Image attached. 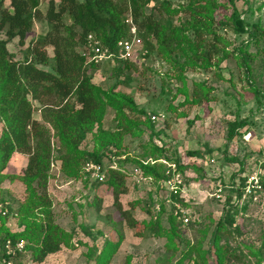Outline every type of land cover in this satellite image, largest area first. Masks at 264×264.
<instances>
[{"label":"rangeland","instance_id":"374dc122","mask_svg":"<svg viewBox=\"0 0 264 264\" xmlns=\"http://www.w3.org/2000/svg\"><path fill=\"white\" fill-rule=\"evenodd\" d=\"M171 1L181 8L190 0ZM233 4L248 27L264 28V0H233ZM45 5L42 2L40 10ZM231 11L228 3L217 6L215 30L228 40V49L241 48L249 68H244L241 58L230 55L205 71H184L188 89L198 81L213 88L212 99L201 105L182 103L183 95L178 91L182 84L173 65L156 52L139 57L135 67L119 76L107 62H98L90 69L95 83L105 89L115 83L114 91L131 95L148 115H163L155 122V130H162L159 134L142 125L141 135H124L116 155L103 159L104 169L116 165L125 172L122 208L134 204V217L138 221L156 220L155 230L134 235L113 205L111 188L96 183L83 167L76 178L63 174L52 139L53 165L46 192L55 223L70 233V245L62 244L42 262H34L27 251L19 264H93L92 257L106 240L117 243L108 264H264V99L253 91L264 92V35L255 43L248 41L247 32L222 27L219 20ZM183 14L179 12L173 21L178 22ZM43 22L35 20L23 45L17 38L7 43L15 59L23 60L29 54V46L47 28ZM46 51L51 59L52 47L47 46ZM51 64L52 60L41 67L48 69ZM100 97L104 102L101 118L81 145L87 149L94 147L100 131L115 129L116 104L103 94ZM34 116L39 119L38 112ZM230 121L242 123L231 139L227 134ZM195 150L199 156L189 155ZM26 160L25 154L14 153L2 172L20 173ZM140 164L153 165L154 174L145 172ZM166 171L174 178L175 193L165 186ZM241 186L243 193L237 199L232 190ZM24 196L20 181L0 183V200L17 207ZM229 198L236 205L228 212ZM182 211L187 221L182 219ZM17 220L9 218L5 226L19 231ZM219 223L223 229L216 231Z\"/></svg>","mask_w":264,"mask_h":264},{"label":"trees","instance_id":"16d2710c","mask_svg":"<svg viewBox=\"0 0 264 264\" xmlns=\"http://www.w3.org/2000/svg\"><path fill=\"white\" fill-rule=\"evenodd\" d=\"M42 2L46 3L44 10L39 7ZM220 3L230 4L232 11L218 23L235 33L247 32L248 41L258 42L264 35V28L248 27L234 8L233 0H190L181 8L174 7L171 0H7L6 5L5 0H0V31L3 33L0 37V183L18 180L25 187L24 199L17 207L0 200L8 207V213L0 216V250L6 239H24L25 252L31 253L34 262H42L62 244L70 245V233L55 223L52 202L46 192L53 165L52 139L63 174L76 178L86 161L97 163L104 177L94 181L111 188L113 205L125 225L134 230L136 236L155 230L156 220L138 221L134 217L131 210L134 204L131 203L129 209L122 208L120 195L125 191V172L116 165L104 169L103 159L116 155L115 149L120 147L124 135H141L142 125L155 135L162 130H155V122L131 95L114 91L115 83L105 89L92 80L90 69L98 62L87 61L83 54L87 35L91 34L103 47L114 50L120 39L129 36V24L125 21L129 12L145 50L139 57L156 52L170 62L182 84L178 89L183 95L182 103L198 106L212 99L213 88L198 81L188 89L184 71H205L230 55L241 58L244 68H249L241 48L228 49V40L215 30L214 11ZM179 12L184 14L174 22L173 17ZM35 20H44L47 29L29 46V54L17 60L7 49V43L17 38L18 44L23 45ZM47 46L52 47L51 59ZM51 60L50 68L41 67L48 66ZM108 63L115 76L135 67V61L128 59L114 58ZM128 78L126 75L125 80ZM253 91L258 98L264 99V92ZM101 94L116 104L115 129L100 131L94 147L87 149L81 145L101 118L104 108ZM35 112L39 113V119L35 118ZM227 125L231 139L242 123L230 121ZM14 153L27 156L23 170L2 172ZM188 153L200 155L198 150ZM140 165L145 172L154 174L153 165ZM232 191L240 199L243 187ZM226 205L229 212L236 204L229 198ZM15 217L21 227L19 231L5 226L9 218ZM216 229L222 230L223 223ZM116 249L117 243L106 240L92 257L93 264H108ZM23 254L15 258L17 264Z\"/></svg>","mask_w":264,"mask_h":264},{"label":"built area","instance_id":"2783aa9c","mask_svg":"<svg viewBox=\"0 0 264 264\" xmlns=\"http://www.w3.org/2000/svg\"><path fill=\"white\" fill-rule=\"evenodd\" d=\"M125 21L129 24V36L127 38L120 39L114 50L103 47L91 34L87 35V43L83 50V54L85 55L87 61L107 62L109 60H113L114 58L136 61L139 59V55L145 54L141 38L137 35L136 26L133 23L129 12L125 15ZM149 116L152 121L156 122L160 120L163 115L150 114ZM83 169L93 180L97 179L101 181L104 177L99 165L91 160L84 163ZM166 174L168 175L169 171H166ZM173 179L174 178L168 175L164 183L170 191L175 193L177 186L174 184ZM7 213V203L0 202V216H4ZM181 217L184 221H187L185 211H182ZM25 243L26 241L24 239L16 241L6 239L3 243L2 250H0V264H17L15 258L19 254H23L25 252Z\"/></svg>","mask_w":264,"mask_h":264},{"label":"crops","instance_id":"0c3cea01","mask_svg":"<svg viewBox=\"0 0 264 264\" xmlns=\"http://www.w3.org/2000/svg\"><path fill=\"white\" fill-rule=\"evenodd\" d=\"M41 9H42V8H41ZM39 21H40V20H39ZM42 21H44V20H42ZM34 22H35V21H34ZM44 22H45V21H44ZM44 22L41 23V25H43V28H44V25H45V27H46V24H44ZM45 23H46V22H45ZM46 29H47V28H45V31H46ZM45 31H44V32H45ZM44 32H43V33H44Z\"/></svg>","mask_w":264,"mask_h":264}]
</instances>
